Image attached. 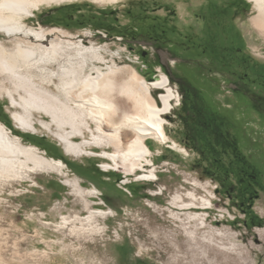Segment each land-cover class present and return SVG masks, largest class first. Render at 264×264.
Segmentation results:
<instances>
[{
  "label": "rangeland",
  "instance_id": "374dc122",
  "mask_svg": "<svg viewBox=\"0 0 264 264\" xmlns=\"http://www.w3.org/2000/svg\"><path fill=\"white\" fill-rule=\"evenodd\" d=\"M143 2L134 10L156 15L160 22L167 10L175 12L176 17L169 19L170 25L158 23L159 32L166 28L168 34L183 36L186 28H193L203 38L206 28H232L241 36L237 42L243 59L236 61L233 55L228 58L227 53L220 62L236 73L244 70L249 77L264 74V30L252 22L256 10L249 0H134L105 5L92 0H75L48 8L29 22L59 25L72 31L91 30L94 41L106 42L120 54L121 63L133 65L149 78L160 66L155 57L144 58L142 52L130 48L119 33L126 30V11L130 8L127 5ZM110 10L116 12L117 21L107 15ZM201 58L208 64L206 55ZM161 68L179 84L183 94L182 104L172 118L174 125L170 133L191 148L194 155L184 158L167 147L158 152L160 145L148 139L160 177L156 183L136 180L132 175L126 182L123 173L104 170L100 157L68 155L46 131L34 133L17 128L10 116L9 100L0 92V109L7 114L12 132L24 143L37 145L47 156L63 159L68 165L67 177H77L82 187H96L99 191L96 196L81 198L64 183L65 177L56 173L37 174L38 184L35 185L30 179L0 178V264H264V233L258 230L264 228V105L250 109L241 125L239 105L232 108L226 98V80L219 77L224 80L219 88L205 65L181 67L179 81ZM194 98L200 101L204 98L205 102L222 107L228 121L224 129L231 132L238 152L248 160L244 173L239 172L234 152L228 148L224 151L217 147V153L212 156V151H208V159L193 148L186 121L191 120L189 110ZM248 175L254 176V180ZM193 179L209 182L205 188L215 194L211 208L193 210L206 212V223L213 228L233 231L234 238L226 240L235 241L239 253L232 251L223 256L198 237L191 240L180 221L169 215L167 207L186 211L169 204L177 188L207 194L201 186L191 182ZM239 180L244 182L240 184ZM160 186L164 188L163 194H150ZM83 199H87L92 208L113 210L114 215L101 220L107 226L104 235L73 232L70 230L72 222L68 220L57 224L63 215L85 216L87 209ZM204 229L197 230V235Z\"/></svg>",
  "mask_w": 264,
  "mask_h": 264
},
{
  "label": "bare ground",
  "instance_id": "6f19581e",
  "mask_svg": "<svg viewBox=\"0 0 264 264\" xmlns=\"http://www.w3.org/2000/svg\"><path fill=\"white\" fill-rule=\"evenodd\" d=\"M71 1L75 0H0V92L9 100L14 125L34 133L46 131L68 155L100 157L104 170L123 173L126 182L130 175L136 180L159 182L148 139L160 145L158 152L167 147L184 158L194 155L170 133L172 118L182 104V90L160 66L156 74L147 78L133 65L121 63L120 54L106 42L94 41L91 30L72 31L59 25L29 22L38 13ZM92 1L105 5L134 0ZM249 1L256 10L253 24L264 30V0ZM67 171L68 165L62 159L47 156L37 145L24 143L0 121L1 180L30 179L35 185L37 174L56 173L63 175L64 183L81 198L99 193L96 187H82L77 177H67ZM191 182L207 194L177 188L169 204L186 211L167 207L169 215L180 221L191 240L198 237L223 256L237 251L238 244L226 240L234 238L233 231L213 228L206 223V212L193 210L213 206L215 194L205 188L209 182ZM163 193L162 186L150 192ZM83 202L85 216L63 215L57 224L68 220L73 232L104 235L107 226L101 220L114 215L113 210L92 208L87 199ZM199 229L204 230L197 235ZM258 230L264 233V228Z\"/></svg>",
  "mask_w": 264,
  "mask_h": 264
},
{
  "label": "flooded vegetation",
  "instance_id": "af4514ba",
  "mask_svg": "<svg viewBox=\"0 0 264 264\" xmlns=\"http://www.w3.org/2000/svg\"><path fill=\"white\" fill-rule=\"evenodd\" d=\"M144 3L127 5L132 9L128 8L126 11L128 14V20L124 23L126 30L119 33L122 40L130 48L140 50L144 58L148 56L155 57L157 63L172 78L178 81L180 80L181 67L205 65L209 74L216 79L215 82L219 83V88H222L221 83L226 80L227 86H225L224 92L227 100L232 103V108L236 104L239 105L241 125L250 109H256L264 105V74L259 73L255 77H249L244 70H242V73H236L229 65L220 62L224 60V55L227 53L230 54L228 58L233 55L236 61L243 59L242 48L237 42L241 39V36L236 34L232 28H206L204 29L206 32L203 33L206 36L203 38L193 28H186L183 36L168 34L166 28H162L159 32L158 23L160 19L158 16H150L146 11L136 12L134 10ZM156 11V9H153V13H156ZM107 15H111L115 21L118 19L116 12H112V10ZM175 17V12L167 10L160 23L165 26L170 25L171 21L169 19ZM157 19H159L158 22ZM219 41H228V43L225 45V43ZM199 49L201 52H199ZM201 55L207 56L208 64L203 63ZM201 102L202 100L200 101L199 98L193 99L192 105L196 114H198L201 107ZM210 106L213 110L222 114L221 106L217 107L215 104ZM218 122L219 120L215 118L214 121L210 122L211 127L218 124Z\"/></svg>",
  "mask_w": 264,
  "mask_h": 264
},
{
  "label": "trees",
  "instance_id": "16d2710c",
  "mask_svg": "<svg viewBox=\"0 0 264 264\" xmlns=\"http://www.w3.org/2000/svg\"><path fill=\"white\" fill-rule=\"evenodd\" d=\"M202 102H204V104L199 108L198 114L195 113V108L191 104V108L189 110V116L191 117V120L189 122L186 121L187 132H189L193 137V148L196 149L202 156L205 155L206 159L209 158V156L206 155L208 151H212V156L217 153V147L223 148L224 151L226 148H228L234 152L233 156L236 160V167L240 168L239 172L244 173L248 168L249 163L248 160L244 159L243 156L238 152L237 143L234 141L233 136H230L231 132L228 129H224L226 124L228 125L227 118L223 116V114L213 110L210 106L211 104L208 101L205 102L204 98L202 99ZM215 118H217L219 122L218 124H215L213 127H211L210 122L214 121ZM0 121L4 122L9 126V128L12 129L7 114H5L1 109ZM217 161L218 160L215 162ZM248 176L254 180V176ZM243 182L244 180H239L240 184ZM242 210L245 211L244 208H242ZM250 212L251 211H249V213Z\"/></svg>",
  "mask_w": 264,
  "mask_h": 264
},
{
  "label": "built area",
  "instance_id": "2783aa9c",
  "mask_svg": "<svg viewBox=\"0 0 264 264\" xmlns=\"http://www.w3.org/2000/svg\"><path fill=\"white\" fill-rule=\"evenodd\" d=\"M100 32V31H99ZM105 36V34H103Z\"/></svg>",
  "mask_w": 264,
  "mask_h": 264
}]
</instances>
